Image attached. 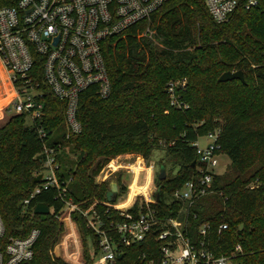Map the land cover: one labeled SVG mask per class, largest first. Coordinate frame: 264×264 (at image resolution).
<instances>
[{
	"label": "trees",
	"instance_id": "obj_1",
	"mask_svg": "<svg viewBox=\"0 0 264 264\" xmlns=\"http://www.w3.org/2000/svg\"><path fill=\"white\" fill-rule=\"evenodd\" d=\"M246 1L239 0L228 20L218 23L204 0H169L152 16L153 39L137 36L134 28L106 39L103 57L110 94L101 97L92 89L81 93L77 116L82 128L67 140L63 138V102L45 89L42 125L55 133L48 143L62 146L59 175L71 177L69 194L81 208L99 201L95 205L99 218L122 220L117 210L102 204L109 188L105 181L96 182L95 176L106 160L127 151L147 155L161 138L165 156L160 168L170 164V174L165 170V177L159 178V170L155 178L160 199L155 192V201L149 205L157 215L181 218L183 209L194 236L201 224H209L206 241L215 255H232L242 264H264V0L251 7H246ZM239 69L245 82L218 81L223 72ZM181 79L185 87L177 94L189 104L184 110L170 104L167 91L169 81ZM25 118L12 114L0 125L4 238L23 237L38 228L31 264H67L52 252L63 232L57 215L64 206L55 198L56 189L36 194L23 212L22 200L38 183L33 178L42 158V141ZM214 130H218L220 151L230 159L226 171L214 174L212 191L191 205L171 199L174 190L196 173L192 142ZM38 202L51 212L34 213ZM139 208L136 203L129 210L136 214ZM71 218L86 264H93L88 239L97 254L96 235L80 211H73ZM221 223L226 228L219 230ZM159 245L150 231L144 240L125 247L117 264H145L152 253L158 256Z\"/></svg>",
	"mask_w": 264,
	"mask_h": 264
},
{
	"label": "built area",
	"instance_id": "obj_2",
	"mask_svg": "<svg viewBox=\"0 0 264 264\" xmlns=\"http://www.w3.org/2000/svg\"><path fill=\"white\" fill-rule=\"evenodd\" d=\"M1 1L0 69L9 94L4 110L9 116L24 114L29 118V125L35 126L42 141L41 166L34 173L41 177L30 194L22 200L23 212L28 211L36 194L55 188V198L62 201L64 206L61 214H67L63 220L61 214L57 215V219L76 227L71 213L78 210L85 217L86 226L95 233L98 252L95 254L94 250L91 252L89 249L93 264H117V259L123 257V249L144 240L150 231L160 242L159 254L154 256L152 253L145 264H242L232 255L217 256L208 248L206 235L209 224H201L194 236L189 230L183 209L179 210L184 214L181 218L159 217L149 205L155 201L154 198L144 197L136 214L129 210L133 206L131 204L121 207L114 202H102L124 217L109 222L99 218L95 209L99 201L81 208L69 194L71 177L64 179L59 175L61 165L58 155L62 146L59 142L48 143L55 133L42 125L47 88L63 102V138L67 140L78 134L82 128L77 116L81 93L92 89L99 96L106 97L111 91V81L103 57L104 41L114 35H123L131 28L136 30L137 36L153 39L155 28L152 16L169 0ZM204 2L211 17L222 23L228 20L239 0ZM258 2L248 0L246 7ZM184 87L185 79L169 81L167 84L170 104L181 110L189 108V104L177 94ZM203 136L207 139L204 145L198 143L200 137L192 142L196 152V173L174 190L171 195L173 200L191 205L196 198L212 191L213 175L219 173L215 168L222 152L217 143L218 130L209 131ZM159 144L165 146L162 141ZM218 227L219 230L225 229L226 224L221 223ZM38 234L39 229L32 228L23 237L4 238V223L0 214V264H31L33 245ZM141 258L139 256L138 260ZM69 259L68 262L64 261L67 264H86L79 249ZM128 264L141 263L136 261Z\"/></svg>",
	"mask_w": 264,
	"mask_h": 264
},
{
	"label": "rangeland",
	"instance_id": "obj_3",
	"mask_svg": "<svg viewBox=\"0 0 264 264\" xmlns=\"http://www.w3.org/2000/svg\"><path fill=\"white\" fill-rule=\"evenodd\" d=\"M6 83L0 69V125L4 124L9 117V113L4 110L9 100ZM25 122L26 124H30L29 118H25ZM158 139V145L155 144L154 148L147 155L138 151L121 152L103 163V166L95 176V180L96 182H107L108 188L111 182H116L117 198L114 202L116 206L125 207L136 203L140 205L144 197L148 199L154 198L157 189L155 178L159 173L161 161L164 160L165 156L163 148L159 145L161 138ZM206 141L207 139L204 136L198 139L200 145H204ZM69 156L75 158L76 155L69 153ZM218 159L219 163L215 171L224 173L230 163V159L223 152L219 155ZM169 168L170 164H167L165 168L166 174H170ZM124 188L125 191L122 192ZM66 216L67 214L63 212L60 218L63 220ZM63 224V232L52 252L55 256L68 262L70 255L78 249L83 253V245L77 226L71 227L67 223L65 224L64 221ZM88 247L93 252L90 239H88ZM238 250H240V246H238Z\"/></svg>",
	"mask_w": 264,
	"mask_h": 264
},
{
	"label": "water",
	"instance_id": "obj_4",
	"mask_svg": "<svg viewBox=\"0 0 264 264\" xmlns=\"http://www.w3.org/2000/svg\"><path fill=\"white\" fill-rule=\"evenodd\" d=\"M232 79H239L242 82H245L244 79V75H243V71L242 70H228L223 72L219 78L218 81H228V80H232ZM41 175H37L34 176V181H39ZM159 178H163L165 177V169L163 167L160 168V173L158 175ZM116 188H117V184L116 182H111L109 184V189L106 192V201L107 202H115L116 198H117V193H116ZM160 194H159V190L156 189V197L159 200L160 199ZM33 212L36 214H48L50 212L48 206L44 203V202H38L34 209Z\"/></svg>",
	"mask_w": 264,
	"mask_h": 264
}]
</instances>
